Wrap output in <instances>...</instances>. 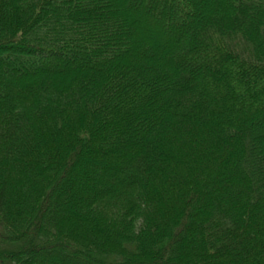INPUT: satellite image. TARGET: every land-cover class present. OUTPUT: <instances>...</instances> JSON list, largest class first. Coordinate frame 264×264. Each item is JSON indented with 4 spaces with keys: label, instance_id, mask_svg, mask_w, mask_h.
I'll use <instances>...</instances> for the list:
<instances>
[{
    "label": "trees",
    "instance_id": "1",
    "mask_svg": "<svg viewBox=\"0 0 264 264\" xmlns=\"http://www.w3.org/2000/svg\"><path fill=\"white\" fill-rule=\"evenodd\" d=\"M0 264H264V0H0Z\"/></svg>",
    "mask_w": 264,
    "mask_h": 264
}]
</instances>
